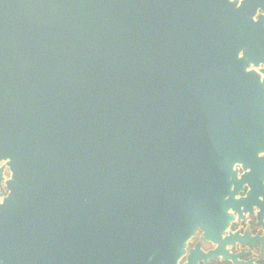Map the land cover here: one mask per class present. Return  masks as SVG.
Here are the masks:
<instances>
[{
    "label": "water",
    "instance_id": "95a60500",
    "mask_svg": "<svg viewBox=\"0 0 264 264\" xmlns=\"http://www.w3.org/2000/svg\"><path fill=\"white\" fill-rule=\"evenodd\" d=\"M255 14L0 0V264H177L196 229L221 238L233 183L264 175Z\"/></svg>",
    "mask_w": 264,
    "mask_h": 264
},
{
    "label": "flooded vegetation",
    "instance_id": "af4514ba",
    "mask_svg": "<svg viewBox=\"0 0 264 264\" xmlns=\"http://www.w3.org/2000/svg\"><path fill=\"white\" fill-rule=\"evenodd\" d=\"M254 2V17L258 20L264 17V0ZM237 167L241 177L246 171L242 166ZM247 171H250V168H247ZM5 176L9 177L8 169ZM263 176L261 173L241 184L233 183L231 190L237 187L236 199L241 200L238 204L240 212L230 208L234 218L217 241L205 237L200 228L196 229L177 264H264ZM1 190L3 196L8 193L5 185ZM243 198L249 200L244 201Z\"/></svg>",
    "mask_w": 264,
    "mask_h": 264
}]
</instances>
